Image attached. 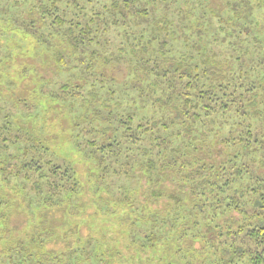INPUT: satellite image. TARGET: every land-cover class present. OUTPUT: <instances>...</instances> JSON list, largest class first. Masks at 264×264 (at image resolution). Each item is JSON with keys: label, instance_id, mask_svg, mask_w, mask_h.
I'll return each mask as SVG.
<instances>
[{"label": "rangeland", "instance_id": "obj_1", "mask_svg": "<svg viewBox=\"0 0 264 264\" xmlns=\"http://www.w3.org/2000/svg\"><path fill=\"white\" fill-rule=\"evenodd\" d=\"M67 1L61 0L62 8L73 14L75 4L83 6L89 13H101L115 0H77L74 5ZM116 1L121 4V0ZM130 1L136 6L145 3L154 6L157 15L165 5H169L167 17L171 19L175 35L178 25H190L187 19L183 20L190 9V15L213 11L223 19L231 20L228 8L232 0ZM250 1L259 17L258 26L262 24L264 31V13L255 6L258 1L264 7V0ZM179 9H183V13L180 14ZM243 14L242 10L239 11L238 17ZM40 15L38 0H0V119L10 120L8 131H0V264H103V261L106 264H215L220 257L215 254V246L224 240L228 228H215L210 233L204 226L177 228L175 223L171 228L167 225L159 228L161 219L173 212L175 206L168 197L157 200L150 195V183L144 169H141L144 166L142 161L148 160V156L154 157L157 151L149 136L161 133L172 136L174 143H178L173 136L175 128L164 132L156 126L149 131L152 135L149 132L148 135H140L134 128L138 119L132 120L130 130L125 118L120 120L127 112L123 105L125 88L129 92L130 85L138 81L141 83H135V86L145 89L153 81L154 74L138 67L133 59L127 62V56L107 62L103 53L96 58L88 51L75 55L60 33L44 30ZM194 17L191 30L185 34L199 38L197 31L205 25V20L198 15ZM21 21H32L30 25L33 28H39L41 34L44 32L47 44L37 42L19 29L15 23ZM212 21L217 31L214 36H222L219 30L222 23L216 17ZM159 24H163V20ZM118 31L109 33L107 51H101L108 54L116 51L114 45L123 40ZM200 40L204 42L205 38ZM252 42L249 38L243 45L247 61L257 60V56L251 54ZM220 49L224 48L215 47L214 51L220 55L227 54L226 57L235 52L223 53ZM242 51L238 49L237 52ZM60 52L65 55V67L56 61ZM133 55L137 57V54ZM90 64L92 72L103 82L97 83L98 78L90 76ZM222 68L227 69V65L224 63ZM255 79L251 66L239 73L242 82H254ZM90 81L95 83L94 87L90 86ZM65 83L72 87L83 86L80 89L82 97L60 94L58 89ZM109 87L115 89L114 94H107ZM260 91L258 89L257 92ZM258 98L264 101L260 95ZM173 116L171 108L160 107L146 110L143 118L167 120ZM210 127L212 132L203 127L201 132L206 136L194 142L201 144L202 152L197 154L208 161L206 153L212 147L215 151L211 160H220L221 156L224 159L227 148L216 144L222 138L220 127L215 122ZM183 135L185 141H189L191 134ZM5 136L10 137L5 139ZM90 142L98 148H105L97 153L102 158L99 166H96L97 160L91 161L88 157L90 151L96 150ZM111 144L112 150L106 148ZM216 146L221 148L217 155ZM143 147L150 149V155H143ZM44 151L52 164L73 168L80 188L77 195H68L61 203L53 199L55 202L38 205L42 198L24 181L22 166L30 154L42 158ZM126 171L133 175H127ZM31 176L36 177L37 174L32 173ZM179 182L167 179L160 182L157 189L173 192ZM42 186L41 192H46V185ZM184 203L186 205L185 200ZM201 205L198 203L197 208ZM179 206L177 216L183 217L185 206ZM226 214L237 215L233 210H227ZM153 218L156 225L152 228L149 224L154 223V220L151 222ZM151 231L165 239L155 241L150 247L147 236ZM28 252H32V260Z\"/></svg>", "mask_w": 264, "mask_h": 264}, {"label": "trees", "instance_id": "obj_2", "mask_svg": "<svg viewBox=\"0 0 264 264\" xmlns=\"http://www.w3.org/2000/svg\"><path fill=\"white\" fill-rule=\"evenodd\" d=\"M38 1L44 30L46 28L48 32L60 33L75 55L88 51L90 56L96 58L99 53H103L107 62L127 56V62L133 59L138 67H144L147 72L154 74L153 81L145 89L135 86V83H141L138 81L130 85V93L125 88L123 105L127 112L120 120L125 118L127 129L130 130L132 120L138 119L134 128L140 135H148L156 126L164 132L175 128L173 136L178 143H174L172 136L161 133L155 137L149 136L157 151L154 157L148 156V160L142 161L144 166L141 169H144L150 183V195L157 200L168 197L175 206L173 212L170 211L161 219L159 228H165L166 225L171 228L174 223L177 228L204 226L209 233L215 228H228L224 240L215 246V254L220 256L215 264H264V101L258 98L259 95L264 98V31L262 24L258 26L259 17L252 2L232 0L228 8L230 21L213 11L190 15L192 10H185L187 13L183 20L187 19L190 25H178L175 35L171 19L167 17L169 5H165L157 15L156 8L148 3L136 6L130 0H121V4L115 0L101 13H89L83 6L74 3L77 0H68L67 3L76 6L75 12L71 14L64 11L61 0ZM255 6L264 13V7L258 1ZM241 10L244 14L240 18L238 13ZM174 11L178 14V10ZM179 13H183V9H179ZM196 15L205 20V25H202V21L197 31L199 38L185 34L191 30ZM214 17L222 23L219 26L222 36H214L217 34L212 26ZM160 20H163V24H159ZM31 23L21 21L15 25L37 42L47 44L44 32L41 34L39 28H33ZM117 30V35L124 41L114 45L116 51L113 54L101 51L106 50L109 33L116 34ZM201 37L205 38L204 42L200 40ZM249 38L253 40L251 54L257 56L256 61L245 59L246 47L243 45ZM215 47L224 48L220 49L223 53L229 50L235 52L226 57L227 54L215 52ZM238 49H243L242 53H238ZM133 54H137V57ZM56 61L61 67L67 66L65 55L61 52ZM224 63L227 69L222 68ZM248 66H251L256 79L245 83L239 80V73L245 72ZM91 67L90 64V76H95ZM94 78H98L97 83L104 81L97 75ZM94 85L90 81V86ZM82 88L65 83L58 91L66 97L80 98ZM109 90L107 94H114V88L109 87ZM160 107L171 108L174 116L167 120L143 118L146 110L153 111ZM96 115H100V112H96ZM214 122L222 133L221 140L216 144H222L228 153L224 159L221 156L220 160L212 161L215 150L209 147L206 156L210 160L206 161L197 154L202 152L201 144L198 143V146L194 142L206 136L201 132L203 127L212 132L210 125ZM9 126V119H0V131H6ZM184 133L191 134L187 142ZM8 137L5 136V139ZM94 148L96 150L90 151L88 157L91 161L97 160L96 166H99L102 158L97 153L105 148L96 145ZM106 148L112 150V144ZM142 150L144 156L150 155L147 147ZM220 152L221 148L217 147L216 155ZM28 158L22 166L25 170L23 179L29 183L30 190L42 198L38 205L54 200L61 203L68 195L75 196L80 192L71 166L52 164L45 151L43 159L35 154H30ZM30 173L37 176L32 177ZM126 174L133 175L131 171H126ZM167 179L173 183L180 181L175 185L174 193L157 189L158 184ZM42 185H46V192H41ZM200 202L202 205L198 209ZM179 204L185 206L183 217L177 216ZM227 210H233L236 217L226 214ZM172 214L174 218H171ZM176 219H179L177 223ZM153 220L154 223H150L149 227L156 225L154 218L151 222ZM147 239L152 247L155 241H162L165 237L151 231ZM28 256L32 260V252H28ZM103 264L106 263L103 261Z\"/></svg>", "mask_w": 264, "mask_h": 264}]
</instances>
